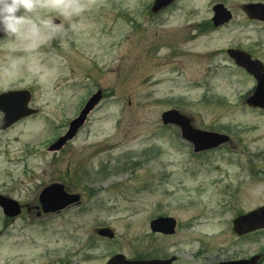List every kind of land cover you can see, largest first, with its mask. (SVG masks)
Instances as JSON below:
<instances>
[{"label": "rangeland", "instance_id": "374dc122", "mask_svg": "<svg viewBox=\"0 0 264 264\" xmlns=\"http://www.w3.org/2000/svg\"><path fill=\"white\" fill-rule=\"evenodd\" d=\"M250 2L264 0H177L157 16L154 0H34L21 10V31L0 42V94L30 91L39 114L0 133V195L34 206L61 183L83 199L42 218L0 209V264H106L116 254L217 264L264 250V232L233 230L264 206V113L246 105L257 83L227 54L264 63V24L242 11ZM217 4L234 16L221 28ZM98 90L106 98L85 127L48 153ZM169 110L232 143L194 153L163 127ZM157 216L177 219L178 235L152 236ZM101 227L116 238H99Z\"/></svg>", "mask_w": 264, "mask_h": 264}, {"label": "water", "instance_id": "95a60500", "mask_svg": "<svg viewBox=\"0 0 264 264\" xmlns=\"http://www.w3.org/2000/svg\"><path fill=\"white\" fill-rule=\"evenodd\" d=\"M175 0H156L153 12L158 13L164 8L171 5ZM244 11L252 19L264 22V5L250 4L244 6ZM216 16L214 23L217 27L228 23L232 19L231 13L224 8L223 5L215 7ZM20 15V13H19ZM59 21L51 22V27H58ZM9 34V33H8ZM8 34H0V39ZM228 55L234 60L237 66L245 69L257 81V88L254 94L247 100V105L252 108L264 110V66L258 60H253L251 56L240 50H228ZM29 91H10L0 95V112L4 114L0 121V131H5L22 119L35 115L36 110L29 108L31 101ZM103 99L102 91H98L87 102L80 115L74 119L70 125L68 132L58 139L50 148L49 152L61 151L69 141L73 140L80 129L84 127L91 112L100 104ZM162 121L164 125H175L181 129L182 137L194 146V152L218 148L230 141L227 135L214 132H207L198 129L192 123L191 118L180 113L179 111H168L163 114ZM39 201L43 213H59L64 209L79 204L81 197L76 194L67 192L64 185L60 183L52 184L46 187L40 194ZM0 207L4 214L9 218L18 217L21 214L20 204L8 197L0 196ZM41 214H39L40 216ZM176 220L173 218H159L150 223L151 231L154 233H163L172 235L175 232ZM259 229H264V207L253 211L247 215L241 216L234 221V231L239 235L251 233ZM98 234L102 237L113 239L115 233L109 228L99 229ZM260 256L252 258L250 261H235L221 264H257ZM174 258L167 261L150 260V261H129L123 255H117L107 264H172Z\"/></svg>", "mask_w": 264, "mask_h": 264}, {"label": "clouds", "instance_id": "9594fccd", "mask_svg": "<svg viewBox=\"0 0 264 264\" xmlns=\"http://www.w3.org/2000/svg\"><path fill=\"white\" fill-rule=\"evenodd\" d=\"M32 0H0V34H18L24 25L25 17L20 10L31 11Z\"/></svg>", "mask_w": 264, "mask_h": 264}, {"label": "flooded vegetation", "instance_id": "af4514ba", "mask_svg": "<svg viewBox=\"0 0 264 264\" xmlns=\"http://www.w3.org/2000/svg\"><path fill=\"white\" fill-rule=\"evenodd\" d=\"M259 232H263V231H259ZM255 233L251 234V235H254ZM162 236V235H161ZM248 236V235H247ZM264 260V253H263V256H262V262Z\"/></svg>", "mask_w": 264, "mask_h": 264}, {"label": "trees", "instance_id": "16d2710c", "mask_svg": "<svg viewBox=\"0 0 264 264\" xmlns=\"http://www.w3.org/2000/svg\"><path fill=\"white\" fill-rule=\"evenodd\" d=\"M139 258H143L142 256H140Z\"/></svg>", "mask_w": 264, "mask_h": 264}]
</instances>
